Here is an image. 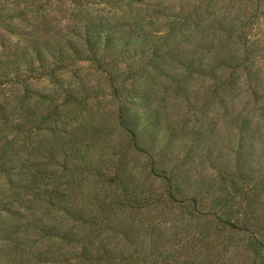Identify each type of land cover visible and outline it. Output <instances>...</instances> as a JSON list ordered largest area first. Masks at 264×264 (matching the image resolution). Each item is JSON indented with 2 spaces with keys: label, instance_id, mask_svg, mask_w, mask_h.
Listing matches in <instances>:
<instances>
[{
  "label": "rangeland",
  "instance_id": "1",
  "mask_svg": "<svg viewBox=\"0 0 264 264\" xmlns=\"http://www.w3.org/2000/svg\"><path fill=\"white\" fill-rule=\"evenodd\" d=\"M0 264H264V0H0Z\"/></svg>",
  "mask_w": 264,
  "mask_h": 264
}]
</instances>
